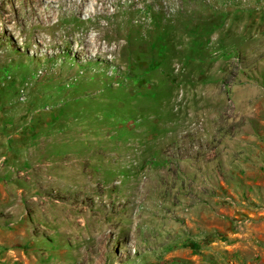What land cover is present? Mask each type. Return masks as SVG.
I'll return each mask as SVG.
<instances>
[{
    "label": "rangeland",
    "instance_id": "obj_1",
    "mask_svg": "<svg viewBox=\"0 0 264 264\" xmlns=\"http://www.w3.org/2000/svg\"><path fill=\"white\" fill-rule=\"evenodd\" d=\"M133 1L0 0V264H264V0Z\"/></svg>",
    "mask_w": 264,
    "mask_h": 264
},
{
    "label": "bare ground",
    "instance_id": "obj_2",
    "mask_svg": "<svg viewBox=\"0 0 264 264\" xmlns=\"http://www.w3.org/2000/svg\"><path fill=\"white\" fill-rule=\"evenodd\" d=\"M39 5V18L38 22L50 21L53 18L55 11L69 14L87 15L88 18H91V11L96 12V9L99 8L106 12L105 8L99 7L98 2L101 0H36ZM134 8V9H133ZM150 5L147 0H134L130 8L131 16L125 15L124 18L120 20L119 24L127 23L135 20L138 27H143L145 24L147 10L150 9ZM24 11L27 15V21L31 26L35 27L34 19L35 16L32 12H27L24 8ZM128 13V12H127ZM102 18H105L106 14H100ZM87 19V18H86ZM37 21V19H36ZM86 21V20H85ZM91 32L86 34L88 42L91 43L93 49H96V54H99V66L107 67L110 64L114 63L116 60L117 53L122 49V45L119 43V39L108 32V27L97 23ZM119 40V41H118Z\"/></svg>",
    "mask_w": 264,
    "mask_h": 264
}]
</instances>
